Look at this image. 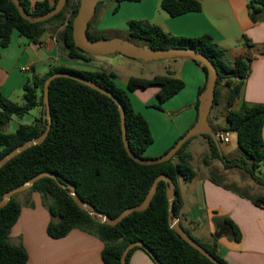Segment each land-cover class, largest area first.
<instances>
[{
  "label": "trees",
  "instance_id": "16d2710c",
  "mask_svg": "<svg viewBox=\"0 0 264 264\" xmlns=\"http://www.w3.org/2000/svg\"><path fill=\"white\" fill-rule=\"evenodd\" d=\"M113 1L120 4L141 0ZM20 2L27 12L36 16L50 11L57 0H54L53 4L48 1L37 2L34 5L31 0ZM79 4L80 0H67L64 9L53 18L41 23H30L21 17L11 0H0L1 47L6 48L10 45L15 31L36 44L48 25H55L57 28L64 26L62 44L65 58L69 61L91 63L94 56L74 45L72 25ZM248 7L251 10V21L257 22L260 11L264 13V0H250ZM161 8L169 16L176 17L187 12L200 11L201 0H162ZM129 28L130 37L140 39L154 49L193 48L212 61L218 72L214 106L218 103L220 86L224 83L228 88L226 98L228 126L225 131L236 133L237 143L243 155L238 158L226 157L220 153L213 138L204 135L210 146V154L204 162L209 165L212 160L219 159L225 169L242 170L264 188V178L257 174L260 165L264 163V104L242 103L239 108L233 107L248 78L251 56L238 57L232 66L225 60V51L208 34L195 38L175 37L147 20H132L129 22ZM88 35L92 40L104 38L102 35H92L89 29ZM248 45L253 47L252 44ZM194 62L199 65L198 62ZM202 70L207 78V69L203 67ZM58 71L85 77L118 97L125 108L127 138L131 150L144 159L150 158L146 156V150L153 143V135L144 116L134 110L129 93L137 89L158 86L160 90L155 107L161 108L164 102L185 87L181 79L170 75H155L147 79L130 77L127 88L122 89L116 85V74L113 71L82 70L69 66L50 68L44 77L33 75L26 82L23 87L24 104L11 101L0 92V159L45 131L47 120L46 106L43 102L44 82L47 77ZM204 88L205 86L200 89V93ZM49 98L52 116L49 135L42 144L27 149L0 169V200L6 192L22 185L33 176L49 171L59 176L63 182L75 185L82 201L115 218L125 209L141 204L155 179L161 174H166L176 185L174 212L177 216L180 215L183 203L178 188L179 180L191 182L196 177L192 164L193 154L188 150L193 138L188 140L169 161L156 165H141L126 152L120 113L112 99L83 83L64 77L51 82ZM198 105L199 101L197 107ZM36 108H40V114L33 124L20 125L13 133L6 132L13 116L22 117ZM213 129L217 130L214 126ZM213 180L222 183L215 177ZM228 187L264 210V193L252 194L247 189H235L231 185ZM167 188L166 182H159L148 209L134 212L117 225L110 226L98 222L87 211L81 210L71 198L69 190L61 188L57 180L42 178L29 190L13 196L10 202L0 209V264L28 262L29 256L25 247L22 244L11 243L9 235L23 207L19 196L34 192L41 194L43 204L51 216L47 228L48 235L53 239H60L73 229L95 235L104 244L102 260L105 264H121L124 249L135 241H142L162 264H213L170 227ZM224 221L231 229L233 240L240 241L241 232L238 227L229 219L225 218ZM181 225L220 263L229 264L219 254L216 243L199 241L190 230L182 223ZM138 249L146 252L141 247H135L127 256V264H130L133 252ZM149 257L153 260L150 255Z\"/></svg>",
  "mask_w": 264,
  "mask_h": 264
},
{
  "label": "crops",
  "instance_id": "0c3cea01",
  "mask_svg": "<svg viewBox=\"0 0 264 264\" xmlns=\"http://www.w3.org/2000/svg\"><path fill=\"white\" fill-rule=\"evenodd\" d=\"M43 1L54 3V0H31V3L34 5ZM161 1H126L117 4L113 0H106L97 6L89 32L92 35L103 36L107 31H122L121 35L114 38L130 40L129 22L147 20L175 37L195 38L208 34L225 51V60L230 65L233 66L240 56H251L248 78L233 107L239 108L242 103L264 104V13L260 11L259 20L252 22L251 10L248 7L250 0H201L200 11L171 17L161 8ZM63 30L64 26L57 28L55 25H48L36 44L15 31L8 47L2 48L0 45V92L4 97L16 102L15 100L20 99V94L23 93L24 98L23 87L31 79L29 77L31 73L44 77L50 68L59 66L102 71L100 66L106 62L97 57L89 64L65 58ZM248 44H252L253 47H249ZM165 62L163 72L156 75H170L185 83V87L178 94L159 108L162 109L165 104H169L173 109L182 111L171 125L163 123L159 128L155 118L163 121V117L142 107L149 103L157 105L153 101L160 90L158 86L130 92L140 98L138 106L134 104V97L129 93L134 110L144 116L153 135V143L146 150V156L150 158L166 153L177 139L195 124L200 89L205 86L207 79L200 65L191 59L177 58ZM23 67H30V70L23 71ZM110 71L115 72L112 69ZM115 74L116 85L124 86L121 82L118 83V74L117 72ZM130 77L136 76H129L124 81L126 87ZM227 91L228 88L223 83L220 86L218 103L213 106L209 116L212 122L210 123L215 129L223 130L225 127L221 125L222 122H226V128L228 126ZM24 103L25 99L22 104ZM33 111L36 112V116L31 117ZM33 111L22 117L13 116L6 132L13 133L20 125L33 124L40 114V108ZM230 143L231 140L228 144ZM188 150L194 157L191 142ZM207 167L209 168V165ZM194 170L196 177L193 181L186 182L180 179L178 183L183 203L178 216L180 222L199 241L216 243L219 254L229 264H264V210L230 189L226 182H215L208 170L200 172L195 167ZM234 188L244 189L238 186ZM19 200L23 207L19 219L11 229L9 240L15 245L22 244L25 247L29 256L27 264H105L102 260L104 244L95 235L80 229H73L60 239H53L48 235L47 228L51 216L43 204L41 194L34 192L26 197H19ZM225 218L231 220L240 230V241L233 240L231 229L225 224ZM130 264L155 262L146 252L138 249L133 252Z\"/></svg>",
  "mask_w": 264,
  "mask_h": 264
},
{
  "label": "water",
  "instance_id": "95a60500",
  "mask_svg": "<svg viewBox=\"0 0 264 264\" xmlns=\"http://www.w3.org/2000/svg\"><path fill=\"white\" fill-rule=\"evenodd\" d=\"M11 1L16 6L21 17L29 21L30 23H41L48 21L49 19L59 14L64 9L67 3V0H57L55 6L50 11L35 16L27 12V10L22 6L20 0H11ZM104 1L106 0H80L79 8L76 16L73 19V25H72V35H73L74 45L77 48L84 51L85 53L95 57L119 54L120 56H126L129 58L142 60L144 62L170 60L177 58H187L198 62L201 68L205 67L207 69V79H206L205 88L199 94L198 97L199 99L198 116L195 124L184 135H182L175 142V144L163 155L155 158H147V159L141 158L133 153L129 145V141L127 138L125 108L121 103V101L118 99V97L115 96L111 91L101 87L97 83L85 77L69 72L58 71L47 77L44 82L43 102L46 106L45 119L47 120V127L45 131L39 137L34 138L32 140H28L24 144L16 147L15 149L7 153L4 157H2L0 159V169L10 160H12L14 157L26 151L27 149L42 144L45 141V139L48 137L52 124L50 98H49L50 84L53 80L60 77L71 78L80 83H83L99 91L103 95H106L115 102L120 113L122 139L126 152L129 155V157H131L135 162L141 165H156L169 161L176 155V153L183 147V145L188 140L196 136L209 135L218 145L219 142L215 139V131L209 119L216 97V83L218 78L217 68L212 63V61L203 53H200L193 48L172 47L168 49H154L147 44L137 45L135 42L131 40H126L122 38L104 37V38H99L97 40H92L88 35L90 22L95 15L99 3H102ZM42 178H52L57 180V183L61 188H67L69 190L71 198L81 210L87 211L89 215L98 222L105 223L110 226L117 225L118 223L122 222L127 216L131 215L134 212H142L148 209L157 192L159 182L164 181L168 185L167 199L169 203L170 227L174 231H176L184 241H186L189 245H191L193 248L198 250L203 256L208 258L213 264H222L214 256H212L205 248H203L199 243H197L182 227L179 217L174 212V201L176 199V185L172 181V179L166 174H161L155 179L151 189L149 190L147 196L145 197V199L141 204L125 209L115 218H111L106 213L97 210L90 203L82 201L79 195L77 194L75 185L63 182L59 176L49 171L41 172L33 176L32 178L28 179L22 185L6 192L3 195L2 199L0 200V209L5 207L9 203L13 196L29 190L37 181H39ZM135 247L143 248L153 258L156 264H162L159 261V259L156 257V255L142 241H135L127 245L121 256V264H127V256L129 252Z\"/></svg>",
  "mask_w": 264,
  "mask_h": 264
},
{
  "label": "rangeland",
  "instance_id": "374dc122",
  "mask_svg": "<svg viewBox=\"0 0 264 264\" xmlns=\"http://www.w3.org/2000/svg\"><path fill=\"white\" fill-rule=\"evenodd\" d=\"M122 34V31L113 32L107 31L103 33L105 38H114L115 36H119ZM130 40H133L137 45L145 44L144 41L140 39H135L129 36ZM94 56V60H95ZM97 59H101L106 63H102L100 66L101 70H105L110 72V70H114L118 74V83L121 82L124 86L120 85L121 88L126 89V82H124L129 76H136L140 78H152L159 72H163V63H166L165 60L158 61H150L144 62L142 60L129 58L126 56H120L119 54L107 55L102 57H97ZM122 59V60H120ZM93 60V61H94ZM93 63V62H92ZM29 77L32 78L33 74H29ZM118 85V86H119ZM130 95L134 97V104L136 106L139 105L140 98L136 97L134 93H130ZM132 97V98H133ZM17 103L22 104L24 102L23 93L20 94V99L15 100ZM157 102V97L153 101ZM167 103V102H166ZM142 105V104H140ZM142 107L148 111H154L159 113L161 117H163V121L155 118L156 125L161 126L163 123L167 125H171L172 121L182 114V111L179 109L175 110L169 104H165L162 109H159L154 106L153 103H149L148 105H142ZM185 110V109H184ZM184 112V111H183ZM30 116H36V112H31ZM28 116V118L30 117ZM27 118V117H26ZM228 124V123H227ZM222 126L226 129V122L221 123ZM166 126V125H165ZM160 128V127H159ZM229 135V139L231 140L230 144H226L223 142H219V151L221 154L225 155L228 158H238L243 155V152L239 149L237 143V136L235 132L225 131ZM192 148H194V157L192 160V164L195 168H197L200 172H204L208 170L209 174L215 177L220 182H226V184L231 186L243 187L245 190L247 189L252 194H261L264 193V188L256 184L244 171L239 169H224L223 163L219 159H214L210 162L209 168L205 164L204 160L209 155V142L203 136H196L191 141ZM208 168V169H207ZM258 176L264 178V163H262L257 171ZM29 193H23L19 197H26Z\"/></svg>",
  "mask_w": 264,
  "mask_h": 264
},
{
  "label": "built area",
  "instance_id": "2783aa9c",
  "mask_svg": "<svg viewBox=\"0 0 264 264\" xmlns=\"http://www.w3.org/2000/svg\"><path fill=\"white\" fill-rule=\"evenodd\" d=\"M22 70L28 72L30 70V67H23ZM215 139L218 142H223L226 144L230 142L228 133L223 131L222 129H217L215 131Z\"/></svg>",
  "mask_w": 264,
  "mask_h": 264
}]
</instances>
